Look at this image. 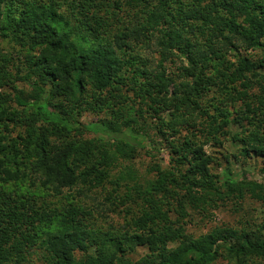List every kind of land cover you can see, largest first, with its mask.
I'll list each match as a JSON object with an SVG mask.
<instances>
[{
	"label": "trees",
	"instance_id": "16d2710c",
	"mask_svg": "<svg viewBox=\"0 0 264 264\" xmlns=\"http://www.w3.org/2000/svg\"><path fill=\"white\" fill-rule=\"evenodd\" d=\"M0 38L14 50H0V264H30L36 255L46 264H264V224L217 226L199 238L186 229L187 206L212 221L225 199L264 204V184L243 183L232 168L264 160V55L254 61L238 51H264V0H0ZM138 47H156L162 61L150 68ZM172 57L186 61L178 81L161 70ZM127 85L158 126L134 119L130 105L125 116ZM214 90L223 95L218 105L208 99ZM230 104L239 105L233 118ZM83 112L113 118L84 125ZM155 129L186 130L167 157L189 168H158L146 188L130 187L137 172L124 163L145 147L161 150ZM89 132L96 136L76 140ZM223 140L239 155L206 153ZM118 164L113 183L126 193L108 202L137 189L145 206L129 229L104 231L89 225L81 198L103 187ZM137 247L151 256L128 261Z\"/></svg>",
	"mask_w": 264,
	"mask_h": 264
},
{
	"label": "rangeland",
	"instance_id": "374dc122",
	"mask_svg": "<svg viewBox=\"0 0 264 264\" xmlns=\"http://www.w3.org/2000/svg\"><path fill=\"white\" fill-rule=\"evenodd\" d=\"M123 13L124 12H120V16ZM117 15L118 14L116 13V17H118ZM124 15H126V13H124ZM125 20V23H127V18ZM12 46L13 44L11 42L0 38V50H4L6 52H14ZM238 51L241 55L250 56V58L254 61L258 60L264 55V51L261 49L246 51L245 48L239 47ZM135 52L143 59H148L149 62H152V65H150L149 63V65L151 66L150 68H156L163 59L162 55L159 53L156 47H153L149 50L138 47L135 49ZM183 62L186 63V61H184L183 59L174 60V58L172 57L171 60H167L163 63V67L161 70L165 72L166 76L172 77L176 81H178L180 78L179 68L183 64ZM18 88L29 89L22 83H18ZM130 88V85H127L123 89V93L126 96H129V99H126L128 102H126V104L123 102L122 106L124 105L125 108L126 106L129 107L128 105H130L132 108L130 114L138 122L140 121L141 123L143 122V120H146L150 125H157L158 117H156L153 109H150L140 99L136 98V95H133V92L130 90ZM14 90L15 89H13L12 87H5V89L3 90V94L13 97V95L15 94ZM215 91L216 90H214V92ZM211 97L216 98L214 104H217L219 100L221 101L223 95L221 96L219 92H215L211 93L208 99H210ZM201 103L205 107L208 102L201 101ZM11 104L13 107L16 106L14 102ZM238 106L239 105H237V107H234L232 104H230L226 107L227 110L232 114V118L235 117L238 113ZM127 107L123 110L125 112V116H127L126 112L130 111L129 108L127 109ZM210 109L211 111H213V108ZM170 114V111H164L161 116L164 120L168 121L171 119ZM112 118L113 116L110 113L106 112L100 115H96L91 112H83L79 115V120L84 125L95 124L97 122H100L101 120H110ZM230 129L235 133L241 131V127L237 124H232ZM19 130L20 128H16L15 132L12 133V136H17ZM156 131L157 130L155 129L152 134H154ZM185 134L186 130H183L181 135H175L171 132H168L166 136L156 134V138L161 144L160 151L157 152L156 150H153L148 145H146L148 147L140 150L135 155L134 159L124 163L125 165L133 166L135 172H137L135 181L129 182L128 186L132 187L135 183H137V185H142V188H146L149 182L156 180L158 168L167 170L171 169V167L174 168L173 166H177L175 162H170L167 156L171 153V148L173 145L181 143ZM95 136V134L89 132L85 133V136L83 138L78 137L76 138V140H89L91 138H94ZM56 138L57 137L53 136L54 140H56ZM108 138H113V136H109ZM223 142V147L219 145L215 146L213 142H210L205 146L206 153L212 156H217L218 158H221L226 152L239 155V146L232 144L230 140H223ZM119 166L120 165L118 164L116 168L111 170L112 178L108 180L103 185V187L92 188L84 198H81V205L92 212V216L86 217L89 225L92 224L95 228H98L100 230L106 231L110 228L123 231L125 229H129V227L126 228L125 225L128 224V221L130 222L131 216H133L132 213L139 215V211L141 210L142 206H145L144 197L142 194L137 193V189H132L131 192H129V199L117 201L112 198V200H114L115 202H108L111 200L108 198L114 196L115 193H117V195H115L117 198L118 196L126 193V187L124 185H122L123 187L119 188L118 190L117 186L113 183V176L117 173V169ZM182 166L183 165L178 164L177 167L181 168ZM187 168L189 167L183 166L182 170L186 171ZM232 168L234 174H238L240 176V181H243V183L256 181L258 183L264 184V160L262 158L252 157L251 159L245 160L243 164H241V162L233 163ZM45 195L47 197L46 200H57L56 198L49 197L47 195V192H45ZM218 205L219 208L212 211L214 214V218L212 221L203 220L202 212L199 209H195L193 206H187L188 212L190 214V217H188L187 220H191L186 227L187 232L194 238H199L208 234L213 228L217 226L220 228H231L241 231L247 224L251 225V228L254 230L259 229L258 227L261 224H264V204L251 199L249 196H247L244 200L225 199L224 201H220ZM96 210H99V212H97ZM171 216L172 218H176V215L174 213H171ZM77 256L81 258L82 254L78 253ZM147 256H151V253L146 247H137L134 252H128L125 258L128 261L136 263L142 259H145ZM30 264H46V262L42 260L40 255H36L32 258V262ZM215 264L228 263L226 260L220 258Z\"/></svg>",
	"mask_w": 264,
	"mask_h": 264
}]
</instances>
